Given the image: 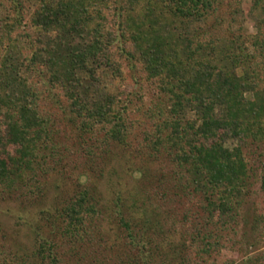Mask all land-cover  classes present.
Listing matches in <instances>:
<instances>
[{"label": "trees", "instance_id": "trees-1", "mask_svg": "<svg viewBox=\"0 0 264 264\" xmlns=\"http://www.w3.org/2000/svg\"><path fill=\"white\" fill-rule=\"evenodd\" d=\"M252 144L264 145V0H0V201L34 212L30 246L0 222V264L205 263L240 225L254 241L226 264H264V212H244L256 184L264 205ZM115 147L163 163L161 204L101 205L86 179ZM65 167L62 194L47 178ZM195 198L186 239L169 243L179 221L161 206Z\"/></svg>", "mask_w": 264, "mask_h": 264}, {"label": "rangeland", "instance_id": "rangeland-1", "mask_svg": "<svg viewBox=\"0 0 264 264\" xmlns=\"http://www.w3.org/2000/svg\"><path fill=\"white\" fill-rule=\"evenodd\" d=\"M255 15L257 17H261L258 12H255ZM254 23L255 19H251L246 23L248 29H250L251 32L256 31L255 27L253 26ZM258 58L259 60L261 59V57ZM117 83V79L107 77V79H103L102 84H100L99 86L100 89H103L105 91L115 92ZM141 113L142 112L140 111L136 113L135 116L141 117ZM140 128L141 127H136L135 123L134 132L137 134ZM246 150L249 162L255 165L257 167L256 169L259 170L264 157V145L252 144ZM130 151L131 147L127 150H123L121 147H115L111 155V159L105 166L102 175L96 177H92L91 175H89L87 176L86 181L93 182L97 186V189L100 192L101 205L112 206L111 202L114 201L116 195L118 194L122 195V202L128 205L131 202L129 196H136L138 193V196L141 197L142 200L147 198V201L149 203H152L153 208L155 205L157 207L162 203V200L159 196L161 189L163 190V188H169L172 178H169L166 175L167 173H169L168 171H164L165 176L162 174L160 165H162L163 163L134 158L133 156H131ZM70 162H72V160ZM64 169L66 172L64 171L63 173H57L51 176L48 175L47 178L48 186H50L51 183L57 182L60 190L64 191L62 194H66L67 190L70 191L73 188L68 177V175H70V167H65ZM160 181H162L161 188H157L158 186H160L158 184L160 183ZM141 188L143 190H141L140 192ZM253 190V194L250 196L249 200H247V203L244 207V212L246 213L247 211L251 214L263 213L264 205L262 202L261 193L258 190V184L253 187ZM56 192H58V188L52 187L50 192L48 193V196L51 198L56 194ZM199 205V199L195 198L191 202H187V200L184 201L182 199V203L180 204L169 202L161 206L160 210L162 209V212L169 214L168 217L171 222H175V219H178L179 221L177 222L178 225H176L175 227L173 226L174 231L169 238V243H181L182 240L186 239L185 237L182 238L183 235H181V233L184 231L185 227H190L191 222L183 226L181 225L182 221L184 220V212H187L190 221H193L192 215H196L194 211ZM33 213L34 212L27 210L22 211L18 205L12 202L0 201V222L3 224L8 235L11 236L13 238V241L17 244L19 242L24 243L25 246H30L31 234L27 227L24 226V222H27L33 216ZM24 217H26V220L24 219ZM248 221L252 223V218L249 217ZM237 230L238 231L236 235H233L231 232H222L220 235L222 238L221 249L217 252H214L211 257H207L205 263H199L196 261L195 264H226V262L232 263L233 261L242 258L245 253L251 248L254 241V236L241 225ZM179 237L182 240H179ZM183 243L184 245L182 247L178 245L181 249H185L187 246V243ZM262 245H264V241L260 240V246L262 247Z\"/></svg>", "mask_w": 264, "mask_h": 264}]
</instances>
